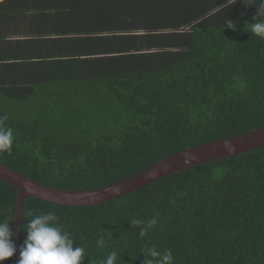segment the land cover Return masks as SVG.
Here are the masks:
<instances>
[{
	"label": "trees",
	"instance_id": "obj_1",
	"mask_svg": "<svg viewBox=\"0 0 264 264\" xmlns=\"http://www.w3.org/2000/svg\"><path fill=\"white\" fill-rule=\"evenodd\" d=\"M18 1L24 9L46 11V0ZM67 1L70 10L86 5L87 15L110 16L94 25L102 34L115 29L118 18L125 20L119 30L144 32L133 36L139 42L133 48L105 56L96 67L100 76L71 79H102L107 98L125 115L80 110L68 101L54 105V117L40 119L0 110L14 136L11 152L0 153V165L49 188L88 192L124 182L180 152L264 129V40L250 29L256 0H188L191 12L159 7L161 15L127 9L141 0ZM147 18L148 24L138 20ZM17 194L0 180V222H10L11 230ZM50 210L74 246L85 249L82 264H99L112 251L116 264H143V249L153 245L170 249L174 264H264V147L184 168L96 206L28 198L19 249L32 218L28 213ZM151 218L157 225L139 237L131 221ZM101 236L103 249L96 244ZM12 262L11 257L3 264Z\"/></svg>",
	"mask_w": 264,
	"mask_h": 264
},
{
	"label": "crops",
	"instance_id": "obj_2",
	"mask_svg": "<svg viewBox=\"0 0 264 264\" xmlns=\"http://www.w3.org/2000/svg\"><path fill=\"white\" fill-rule=\"evenodd\" d=\"M4 1L0 0V105H6L12 111L15 104L29 105V111H36L39 104L46 101L51 102L50 110L56 103L68 101L69 93L76 95L80 89V84L71 82L72 78L99 76L96 67H100L105 56H113L127 46L133 48L139 44L133 36L144 34L130 30L135 29L133 27L119 30L125 22L121 18L113 20L115 29L102 34L94 26L101 20L96 13L87 15L89 8L86 5L70 10L67 0L44 1L46 11L43 13H37L35 7L24 9L26 7L18 0ZM187 1L141 0L127 9L154 15H161L162 12H156L159 7L163 11L191 12ZM94 11L93 8L90 12ZM75 14L81 15V21L74 19ZM109 17L104 16L100 24ZM138 20L143 24L151 21L148 18ZM0 110L8 109L0 107ZM29 118L36 119L35 113L26 115L24 120Z\"/></svg>",
	"mask_w": 264,
	"mask_h": 264
},
{
	"label": "clouds",
	"instance_id": "obj_3",
	"mask_svg": "<svg viewBox=\"0 0 264 264\" xmlns=\"http://www.w3.org/2000/svg\"><path fill=\"white\" fill-rule=\"evenodd\" d=\"M244 2V0H243ZM245 3V2H244ZM246 5V4H245ZM250 6V5H246ZM253 6V5H252ZM257 15L250 24L251 33L264 40V0H256ZM229 29L236 30L232 21L226 22ZM7 116H0V153L11 152L14 142L13 130L5 126ZM226 149L233 150L232 146L225 145ZM29 190L30 189H26ZM26 227V239L19 249L17 264H82L86 251L81 246H74L71 233L59 223L55 211L33 215ZM7 221L0 222V264L10 259L16 252L12 242V230ZM131 225L139 228V237L143 238L155 225L157 219L151 218L146 223L133 219ZM99 248L105 247V240L101 236L96 240ZM143 264H174L170 249L159 251L155 245L146 247L142 251ZM118 254L112 251L99 261V264H116Z\"/></svg>",
	"mask_w": 264,
	"mask_h": 264
},
{
	"label": "water",
	"instance_id": "obj_4",
	"mask_svg": "<svg viewBox=\"0 0 264 264\" xmlns=\"http://www.w3.org/2000/svg\"><path fill=\"white\" fill-rule=\"evenodd\" d=\"M225 145L232 146L233 150L226 149ZM261 147H264V129L231 139L207 143L180 152L124 182L88 192H70L49 188L0 165V180L8 183L18 192L12 228V242L16 247V252L12 256V264H17L19 259L20 219L24 201L28 198H36L52 204L69 207L96 206L125 196L184 168L246 153ZM26 189H30V191Z\"/></svg>",
	"mask_w": 264,
	"mask_h": 264
},
{
	"label": "rangeland",
	"instance_id": "obj_5",
	"mask_svg": "<svg viewBox=\"0 0 264 264\" xmlns=\"http://www.w3.org/2000/svg\"><path fill=\"white\" fill-rule=\"evenodd\" d=\"M96 75H98V74H96ZM101 82H103L102 79H98V80L93 81V82H91L89 80L84 81L83 83H85V84H80V89L78 90L81 94L72 95V93L69 91L70 95H69V97H67V100H68L67 104L71 103V105H72L74 103V105H76L77 108L80 110L81 109H87L89 107H91L93 109L105 108V109H109L112 111H116V110L118 112L121 111L123 113V115H125L122 107L117 102H115L114 99L107 98V96H108L107 92L101 86ZM87 88L90 91L86 90ZM70 90H72V88ZM108 99H109V101H108ZM50 104H51V102H48V101H46V103H41V104H39L41 107L38 106V110H36V111H29V105L17 106V104H15L16 106H14L13 111H11V108H8L6 105H3V106L0 105V107L8 109V110H1V111L5 112V113H10L15 118H16V115L18 117H21V116L25 117L26 115H31V114L35 113L36 119L37 118L40 119L41 117L48 116L49 114H51V117H54L55 110L54 111L50 110V107H49ZM104 118H106V117H104ZM28 123H31V122L28 121Z\"/></svg>",
	"mask_w": 264,
	"mask_h": 264
}]
</instances>
